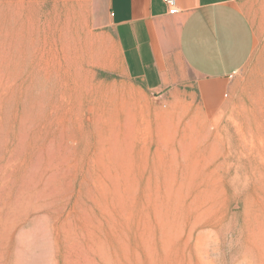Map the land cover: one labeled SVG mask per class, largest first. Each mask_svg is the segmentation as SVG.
<instances>
[{
	"label": "rangeland",
	"instance_id": "374dc122",
	"mask_svg": "<svg viewBox=\"0 0 264 264\" xmlns=\"http://www.w3.org/2000/svg\"><path fill=\"white\" fill-rule=\"evenodd\" d=\"M90 0H0V264H264V0L225 85L98 67Z\"/></svg>",
	"mask_w": 264,
	"mask_h": 264
},
{
	"label": "crops",
	"instance_id": "0c3cea01",
	"mask_svg": "<svg viewBox=\"0 0 264 264\" xmlns=\"http://www.w3.org/2000/svg\"><path fill=\"white\" fill-rule=\"evenodd\" d=\"M90 0L101 71L151 94L172 93L186 74L220 86L250 61L254 0ZM226 82V83H225Z\"/></svg>",
	"mask_w": 264,
	"mask_h": 264
},
{
	"label": "built area",
	"instance_id": "2783aa9c",
	"mask_svg": "<svg viewBox=\"0 0 264 264\" xmlns=\"http://www.w3.org/2000/svg\"><path fill=\"white\" fill-rule=\"evenodd\" d=\"M164 3L167 5L168 7V13L173 15L176 13V8H175V2L173 0H164ZM236 77L235 74H232L228 77L229 80H232Z\"/></svg>",
	"mask_w": 264,
	"mask_h": 264
}]
</instances>
